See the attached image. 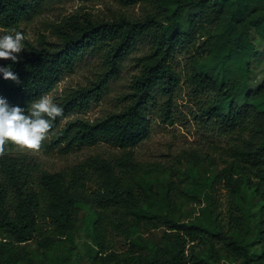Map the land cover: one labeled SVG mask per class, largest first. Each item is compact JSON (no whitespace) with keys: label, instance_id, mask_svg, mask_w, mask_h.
Returning a JSON list of instances; mask_svg holds the SVG:
<instances>
[{"label":"trees","instance_id":"1","mask_svg":"<svg viewBox=\"0 0 264 264\" xmlns=\"http://www.w3.org/2000/svg\"><path fill=\"white\" fill-rule=\"evenodd\" d=\"M45 1L0 0V28L20 31V22L30 19ZM150 1L153 12L143 19L69 16L55 27L56 43L42 38L34 46L24 40L25 50L17 62L1 64L11 66L19 83L0 77V96L28 109L63 74L85 60L99 59L102 74L56 103L63 113L47 135L57 130L53 142L67 148L105 144L123 155L114 164L90 157L70 170L34 174L29 164L0 151V264H15L22 253L18 246L34 239H42L40 246L54 239L74 240L80 208L87 203L90 264H264V78L257 89L248 90L253 63L259 56L264 62V0ZM137 44L147 51L139 58V72L123 109L101 120L75 119L59 128L69 114L102 98L109 79L119 74L122 61ZM196 44L181 77L172 66L175 55ZM182 78L201 121L226 132H251L234 150L233 165L203 183L206 205L187 222L171 215L167 190L156 197L150 184L139 179L141 193H137L124 177L125 172L136 170L131 150L148 137L150 109L157 107L161 123H173L172 104ZM118 167L122 176L116 173ZM91 182L96 191L85 196ZM215 182H224L229 192L225 213L212 201ZM143 226L163 227L164 232L159 245L137 252L135 248L142 247L137 235ZM108 228L132 239L128 255L100 258L106 251ZM255 244L261 245L259 250ZM45 256L46 264L66 261Z\"/></svg>","mask_w":264,"mask_h":264},{"label":"rangeland","instance_id":"2","mask_svg":"<svg viewBox=\"0 0 264 264\" xmlns=\"http://www.w3.org/2000/svg\"><path fill=\"white\" fill-rule=\"evenodd\" d=\"M153 9L154 3L150 0L89 2L46 0L30 19L20 22L18 30L25 35V40L29 44L37 46L42 38L47 43H56L58 39L55 27L72 15L78 17L87 15L93 20H112L121 15L132 19H143L146 14L152 13ZM6 34H11V30L0 28V36ZM251 40L260 51L262 47L252 32ZM196 47L197 44L191 50L183 49L176 53L172 66L179 76L184 75L189 56L196 53ZM146 51L145 45L137 44L122 61L119 74L109 79L102 98L91 103L86 109H78L69 114L60 122L59 128L75 119L94 122L122 110L127 103L126 96L131 93L133 77L139 72V58ZM4 61L6 60H0V66ZM102 70L103 66L99 59L85 60L73 72L63 74L56 86L44 96H49L57 103L66 94L96 80L102 74ZM263 78L264 62L259 56L258 63H253L248 90L257 89L262 84ZM158 102H161V99ZM172 105L173 123L171 125L160 122L155 114L157 107L150 109L148 137L131 150V162L135 164L136 170L125 172L124 177L137 193H141L139 179L150 184L156 197L167 190L171 202V215L179 222H187L196 219L206 205L202 197L205 191L203 183L233 165L236 159L233 156L234 150L241 146L242 139H249L251 132L250 130L226 132L210 122L201 121L196 115L197 107L192 99L191 90L183 78L176 89ZM56 131L46 135L38 149H27L7 143L2 151L29 164L34 174H51L70 170L84 164L90 157H100L114 164L119 162L123 155L121 150L105 144L67 148L64 144L53 142L57 138ZM257 141H254L255 145L258 144ZM119 171V167L116 168L117 175L122 176ZM216 182L210 190L212 201L217 204L219 211L225 213L229 192L224 182ZM85 189L84 195H90L96 191V185L91 182ZM90 211L88 203L80 208L74 240L54 239L48 245L40 246L42 239H34L21 244L18 248L22 250V253L15 264H46L48 259L45 254L49 258L62 257L66 260L65 264H90L88 251L91 225L85 223ZM163 232V227L143 226L137 235L140 237L142 247L135 248L136 251L144 252L152 245H159ZM242 236L245 234L242 233ZM105 239L106 251L99 255L100 258L111 253L124 257L132 249V239L129 235L123 236L108 228ZM260 247V244L254 245L256 250ZM219 264H229V262L222 261Z\"/></svg>","mask_w":264,"mask_h":264},{"label":"clouds","instance_id":"3","mask_svg":"<svg viewBox=\"0 0 264 264\" xmlns=\"http://www.w3.org/2000/svg\"><path fill=\"white\" fill-rule=\"evenodd\" d=\"M25 35L11 30V34L0 36V60H18V53L24 50ZM0 77L19 83L11 66H0ZM63 108L49 96L33 101L28 109L11 105L6 98L0 96V151L7 143L27 149H38L41 142L53 125V121L61 116Z\"/></svg>","mask_w":264,"mask_h":264}]
</instances>
